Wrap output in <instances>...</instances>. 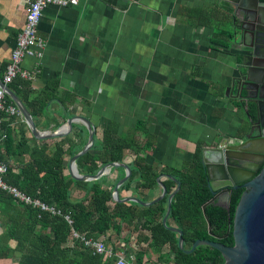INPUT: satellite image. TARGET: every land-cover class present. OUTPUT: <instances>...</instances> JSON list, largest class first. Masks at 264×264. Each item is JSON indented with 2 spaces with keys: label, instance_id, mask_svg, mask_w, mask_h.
<instances>
[{
  "label": "crops",
  "instance_id": "0c3cea01",
  "mask_svg": "<svg viewBox=\"0 0 264 264\" xmlns=\"http://www.w3.org/2000/svg\"><path fill=\"white\" fill-rule=\"evenodd\" d=\"M232 12L241 18V10L228 0H77L74 6L46 7L37 26L43 56L26 57L20 64L32 76L30 98L46 87L52 94L30 114L35 128L53 133L68 118L80 115L91 122L98 138L115 122L122 136L149 146L142 155L146 167L156 171L179 170L192 161L198 146L211 147L223 138L237 145L249 132L247 105L235 98V89L228 95L225 90L236 75L241 48L219 34L232 31ZM24 22L23 0H0V64H8ZM14 117L15 148L22 139L28 148L40 147L41 140L31 134L20 114ZM81 128L78 145L83 148L87 130L82 122H74L67 136L48 138L49 144ZM23 149L7 160L17 165L26 157L19 155ZM69 159H63L67 175ZM122 174L116 168L115 177L104 183ZM158 187L148 193L146 202L160 195ZM134 192L122 190L119 195L127 198ZM82 196V191L71 188L70 199ZM120 227L119 235L109 232L102 237L125 245L131 236L124 225ZM123 230L127 235L120 240ZM154 252L151 248L143 257L159 264ZM18 257L14 253L0 264H17Z\"/></svg>",
  "mask_w": 264,
  "mask_h": 264
},
{
  "label": "trees",
  "instance_id": "16d2710c",
  "mask_svg": "<svg viewBox=\"0 0 264 264\" xmlns=\"http://www.w3.org/2000/svg\"><path fill=\"white\" fill-rule=\"evenodd\" d=\"M229 13V12H227ZM233 20L236 19L233 16ZM231 41V32L219 33ZM218 34V35H219ZM7 64H0L2 80ZM9 89L22 101L30 114L52 98L46 87L40 94L30 98V81L19 76L8 84ZM5 104H12L6 96ZM250 117H254L252 104L248 107ZM0 161L8 165L4 180L17 187L26 195L44 203H52L60 211L51 215L29 206L16 205L5 192L0 191V260H7L18 253L17 264H113L100 255H92L78 240L70 239L74 231L88 239H97L109 232L119 235L124 225L133 240L140 256L147 255L152 248L157 254L159 264H223L220 253L207 245L197 246L186 254L178 247L177 234L161 223L166 211V199L149 206L134 202H115L112 199L114 182L105 184L104 178L89 182H77L65 174L64 157H72L82 148L84 129L74 131L60 142L49 144L52 140L43 139L40 147L28 148L25 140L18 142L12 135L11 123L15 117L2 113ZM139 129V124H136ZM91 149L76 159V168L81 175H94L107 163H125L130 168L131 178L118 189L128 192L134 189V196L146 202L148 193L156 192L158 178L164 173L161 184L167 194L172 193L180 183V189L174 194L166 226L182 231L183 249L188 250L196 240L218 242L224 246H233L232 220L235 207L243 192L232 189L228 207L210 203L212 192L200 162V146L191 162H186L179 170L164 168L156 171L147 168L142 153L149 149L146 144H138L134 137L122 136L119 125L110 122L97 138ZM25 157L17 165L8 161L16 152ZM52 151L49 153V149ZM125 152L128 160H125ZM14 167L19 172H14ZM83 192V196L70 199L72 187ZM160 193V190H159ZM130 194H127L129 196ZM67 215L71 223L64 220ZM208 225L210 232H208ZM108 239H110L108 237ZM12 243V247L8 244Z\"/></svg>",
  "mask_w": 264,
  "mask_h": 264
},
{
  "label": "water",
  "instance_id": "95a60500",
  "mask_svg": "<svg viewBox=\"0 0 264 264\" xmlns=\"http://www.w3.org/2000/svg\"><path fill=\"white\" fill-rule=\"evenodd\" d=\"M234 9L242 12L231 31L233 46H239L240 58L236 66V75L232 78L229 90L235 89V98L239 102L255 105L254 117H247L250 124L249 132L245 139L237 145H229L223 138L214 146L200 150V162L204 167L208 187L212 192V198L203 205L214 203L218 205V197L226 195L225 207H228L230 192L232 189H242L243 192L235 207L232 220L233 246H224L221 243L196 240L188 250L183 249L182 231L166 226V220L170 212L171 201L174 194L180 189L177 182L175 190L167 194L159 181L161 193L150 202H142L132 196L120 198L118 189L131 178L130 168L123 162L107 163L94 175H81L76 168V159L88 152L94 143L95 128L91 122L83 116L75 115L68 118L55 132H39L32 121L30 113L22 101L4 85L0 79V89L11 100L23 118L31 134L38 140L52 137L67 136L74 122H82L87 130V141L83 148L69 159V177L77 182H89L102 178L109 174L112 168H121L124 176L118 180L112 189V199L115 202H134L143 206H149L162 199H166V211L162 218V225L171 232L177 234L178 247L184 253H191L199 245H207L217 250L223 264H264V0H228ZM248 40V42H246ZM208 232L210 228L208 225Z\"/></svg>",
  "mask_w": 264,
  "mask_h": 264
},
{
  "label": "built area",
  "instance_id": "2783aa9c",
  "mask_svg": "<svg viewBox=\"0 0 264 264\" xmlns=\"http://www.w3.org/2000/svg\"><path fill=\"white\" fill-rule=\"evenodd\" d=\"M25 4V22L22 30L17 34L14 48L12 49L9 62L3 74L2 82L8 85L12 80L19 76L23 79L30 80L31 74L21 68L20 64L26 57H35L40 59L43 56L44 41L37 35V26L42 16L43 10L48 6L67 7L77 4V0H23ZM6 94L0 89V146L2 141L1 133V114L10 116L19 115L14 104H5ZM8 165L0 161V191L5 192L11 197L13 202L22 206L36 208L39 211L47 212L51 215H59L60 211L55 208L52 203H44L37 198H32L19 190L17 187L8 184L4 180V175L7 173ZM64 220L69 224L70 218L67 215L63 216ZM70 239L78 240L92 255H100L104 259L111 260L113 264H153L148 258H139L136 248L131 242V238L124 242L125 245H120L118 240L110 243L108 238L99 237L95 240L85 238L72 231Z\"/></svg>",
  "mask_w": 264,
  "mask_h": 264
},
{
  "label": "rangeland",
  "instance_id": "374dc122",
  "mask_svg": "<svg viewBox=\"0 0 264 264\" xmlns=\"http://www.w3.org/2000/svg\"><path fill=\"white\" fill-rule=\"evenodd\" d=\"M115 173H116V168H112L111 170H110V172H109V174H107V175H105V176H103V178H104V180L105 181H107V179L108 178H111V177H115ZM118 182V181H117ZM116 182V183H117ZM115 183V184H116ZM124 191V190H123ZM224 203H221V205H223ZM126 230H123V235L120 237V240H123V236H124V234H126V232H125ZM128 233V232H127ZM127 235V234H126ZM129 236V235H128ZM133 240H131V242H132ZM118 242H120V241H118ZM155 253V252H154ZM155 255H156V253H155ZM139 256V255H138ZM142 257V256H141ZM149 258H151V257H149Z\"/></svg>",
  "mask_w": 264,
  "mask_h": 264
},
{
  "label": "flooded vegetation",
  "instance_id": "af4514ba",
  "mask_svg": "<svg viewBox=\"0 0 264 264\" xmlns=\"http://www.w3.org/2000/svg\"><path fill=\"white\" fill-rule=\"evenodd\" d=\"M249 104L250 103H247V110H246V115L248 116V117H250V114H249V112H248V107H249ZM218 200H219V202H224V201H226V195H220L219 197H218Z\"/></svg>",
  "mask_w": 264,
  "mask_h": 264
}]
</instances>
